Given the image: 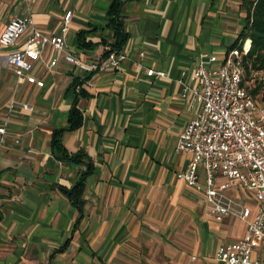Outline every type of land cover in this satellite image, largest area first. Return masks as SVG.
Instances as JSON below:
<instances>
[{"label": "crops", "instance_id": "crops-1", "mask_svg": "<svg viewBox=\"0 0 264 264\" xmlns=\"http://www.w3.org/2000/svg\"><path fill=\"white\" fill-rule=\"evenodd\" d=\"M110 3L0 0V35L14 17L59 35L72 11L66 49L92 61L104 54L100 41L113 39ZM122 14L128 38L119 53L128 58L95 74L50 46L35 68L45 85L19 82L9 58L31 30L16 45L0 46V121H8L0 148V264H137V247L150 253L157 245L170 258L165 264H225L214 259L217 246L245 233L232 215L214 220L204 194L178 178L192 155L176 150L198 109L182 82L201 53L222 57L234 43L247 15L244 1L124 0ZM92 28L95 45L79 47L77 33ZM53 59L58 63L49 69ZM75 78L82 82L72 90ZM77 92L83 124L66 131L63 143L70 153H85L79 163L58 159L51 146L54 130L68 125ZM13 98L29 107L10 110ZM88 158L94 167L79 208L63 189L74 188ZM225 194L237 209L255 207L243 188Z\"/></svg>", "mask_w": 264, "mask_h": 264}, {"label": "built area", "instance_id": "built-area-1", "mask_svg": "<svg viewBox=\"0 0 264 264\" xmlns=\"http://www.w3.org/2000/svg\"><path fill=\"white\" fill-rule=\"evenodd\" d=\"M72 17V11H67L59 35L44 33L29 17H14L7 23L0 35L3 48L16 45L31 30L24 46L9 58L19 82L45 85L35 68L50 46L90 74L118 66L128 58L124 53L111 51L105 58L87 61L67 50L66 34ZM250 41L245 38L226 50L222 57L201 53L196 69L188 75V82H182L185 94H191L198 109L177 140L176 150L192 155L187 168L177 176L204 194L207 210L214 220L222 221L232 215L245 224L243 236L217 246L214 259L225 264H264V104L256 100L244 81L243 60L249 52ZM140 55L143 57L144 53ZM57 63L58 59H53L49 69ZM149 71L159 78L168 76L162 70ZM17 104L29 107L13 98L8 108L11 110ZM7 134L8 121L1 120L0 148ZM231 187L249 191L255 207L237 209L234 200L225 194Z\"/></svg>", "mask_w": 264, "mask_h": 264}, {"label": "trees", "instance_id": "trees-1", "mask_svg": "<svg viewBox=\"0 0 264 264\" xmlns=\"http://www.w3.org/2000/svg\"><path fill=\"white\" fill-rule=\"evenodd\" d=\"M243 1L247 10L245 23L237 39L229 49L238 45L239 42L243 41L245 38L251 40L250 50L243 60L244 71L246 75H249L251 70H264V0ZM123 4L124 0H111L108 8L109 22L107 26L113 30V39L107 41L103 38L100 41V43H103L105 46L103 58L107 57L111 51L120 52L127 41L128 32L122 14ZM94 30H96V28L82 29L77 33V44L79 47L87 49L95 45L93 41L88 39ZM106 47L109 48L107 49ZM81 82L82 80L75 78L71 85L72 90ZM260 87V84H256L253 88L249 89V91L255 96ZM80 94V92H77L74 95L72 107L68 116V125L55 129L52 135V152L55 157L63 161H75L79 163L86 160H84V157H86L85 153H70L63 143V135L66 131H74L83 124V112L78 105V97ZM87 161V170L83 172L74 188L71 190L63 189L64 192L69 195L73 203L79 208H82V195L85 189L86 179L92 173L94 167L89 158Z\"/></svg>", "mask_w": 264, "mask_h": 264}, {"label": "rangeland", "instance_id": "rangeland-1", "mask_svg": "<svg viewBox=\"0 0 264 264\" xmlns=\"http://www.w3.org/2000/svg\"><path fill=\"white\" fill-rule=\"evenodd\" d=\"M251 46V41H250ZM250 50V49H249ZM245 83L249 89L253 88L256 84H260L261 87L254 96L256 100L260 104H264V70H251L249 75H246L245 73ZM179 239H174L173 241H177ZM164 249V247L162 246ZM161 247L156 246L150 253L147 249L142 247H137V252L141 255V261L138 258L137 264H165L166 259L170 260L168 255L164 254V251ZM190 253L193 257V251L190 249ZM149 260V261H148Z\"/></svg>", "mask_w": 264, "mask_h": 264}]
</instances>
